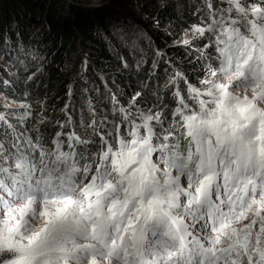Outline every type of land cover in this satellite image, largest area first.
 <instances>
[{"label": "snow or ice", "instance_id": "obj_1", "mask_svg": "<svg viewBox=\"0 0 264 264\" xmlns=\"http://www.w3.org/2000/svg\"><path fill=\"white\" fill-rule=\"evenodd\" d=\"M197 13L179 41H207L195 82L130 29L135 71L159 79L166 66L155 102L133 88L110 111L87 101L77 122L72 83L50 134L45 102L33 125L27 99L44 65L22 97L0 81V264H264V0H202ZM87 68L85 53V85Z\"/></svg>", "mask_w": 264, "mask_h": 264}, {"label": "trees", "instance_id": "obj_2", "mask_svg": "<svg viewBox=\"0 0 264 264\" xmlns=\"http://www.w3.org/2000/svg\"><path fill=\"white\" fill-rule=\"evenodd\" d=\"M65 1L2 0L3 11L0 17V40L2 44L9 40L13 43L20 42L24 46V50L17 55L18 61L25 64V67L36 70L33 65H37L40 58L44 60L43 83L41 87L34 88V86V89L30 90L31 95L28 101L33 105H37L38 100L45 102L49 122L41 130L49 131L50 134L55 130L53 125L56 120L63 119L60 110L69 100L67 95L69 84L75 83L76 90L79 93L82 88L91 89L92 86L97 89L100 88L99 91L87 94L81 92L79 95V98L81 97L80 102L84 103L92 100L97 109L108 111L111 110L109 105H112L109 97L113 94L122 103H125V99L128 97L127 93L130 92L127 89L122 90L123 95L121 97L119 87L123 86L126 81H129V90L133 88L142 90L145 96L148 94L147 97L153 102L155 101L151 96L152 91L157 87H163L166 78L160 76L162 70L166 67L163 64L162 70L160 68L158 71L160 78L151 80L143 72L131 71L132 76H137L135 79L128 75L129 70L122 69L121 62L117 57V53L120 55L123 51L122 48H119L117 53L112 52L117 48L118 42L112 35L110 20L121 21L125 27H128L131 24L124 14H129L132 22L139 21L144 30L152 37L155 45L165 50H168L172 38V34L166 31L168 26L176 25L184 28L192 23L200 22L199 17L195 18L193 15L195 6L190 5L191 10L188 9L186 14L182 12V16L178 11H173L169 5L174 3L175 0H91V6L81 2V0H71L72 3L69 4L68 8H72V15L68 17L63 14ZM108 1L110 6L97 7L96 10V7H93ZM176 2H179L182 7L187 6L188 3L193 4L191 3L192 0H177ZM142 19L143 21H141ZM156 21H158V25H156ZM206 42H197L194 48L190 49L180 47L176 52L169 54L173 57L176 55L177 66L187 72L193 82H195V76L192 75L193 67L199 66L196 49L198 44L202 47V43ZM77 44H80L82 49L88 52L87 56L90 60L87 76L91 79L89 78L90 84L87 85L79 78L74 80L79 70L76 69V63L71 60L70 54L76 50ZM32 49L36 51V59L28 55ZM150 50L149 52L152 53V50ZM121 55L127 59L129 64L134 63L133 55L129 51H125ZM16 70L23 73L18 68ZM99 73L110 81L112 90L111 93H107L101 102L97 103L100 100L99 96L96 97L97 93L100 94L106 91L102 88ZM8 78L11 79L12 76H8ZM141 79L146 81L144 86L139 84ZM18 88L23 91L25 87L18 85ZM79 98L78 95H75L71 101L74 106L71 112L77 122L80 120L81 111L85 110H79L80 107L76 105ZM165 103L172 106L173 101L166 98ZM84 113L86 112L84 111ZM85 119H87L86 114ZM76 130L81 132L79 127ZM95 139L98 142V138Z\"/></svg>", "mask_w": 264, "mask_h": 264}, {"label": "rangeland", "instance_id": "obj_3", "mask_svg": "<svg viewBox=\"0 0 264 264\" xmlns=\"http://www.w3.org/2000/svg\"><path fill=\"white\" fill-rule=\"evenodd\" d=\"M65 1V0H64ZM177 0H175L174 3H171L170 8L177 12L180 13V15L182 16V12H184L186 14L187 10H191V6H195V8L193 9L194 12L196 11V7L202 3V0H192L191 3L193 4H189L187 6H181L179 5V2H176ZM81 2L83 3H86V4H91V0H81ZM218 2V0H217ZM72 1L71 0H66L65 1V11H64V15H66V17L68 16H71L72 15V11L71 9L72 8H68V6H70L69 4H71ZM191 5V6H190ZM91 6V5H90ZM104 7V6H110L109 5V1L104 3V4H101V5H98V6H93V7H96V9H98L97 7ZM158 6V5H157ZM116 10V9H115ZM2 11H3V7H2V0H0V17H1V14H2ZM188 14V13H187ZM125 15V18L128 19L130 21V24L131 26H128V27H125L123 25V23L121 21H118L115 19L114 20H110V24L112 25V35L116 38L117 42H118V46L116 49L112 50V52H118L119 48H122V52H125V51H129L130 50L125 46V41L128 40V39H132V35H131V32H130V29L133 28V27H136L138 26L139 28L143 29L144 30V27L142 26V24L139 22V21H134L132 22V18L130 17L129 14H124ZM195 18H198L199 17V14L197 13L196 15H194ZM143 21V19L141 20ZM133 24V25H132ZM122 29V31H121ZM167 33L169 34H172V38H171V44L168 48V50H165V49H162L168 57H173V56H170L169 54H171L172 52H176L180 47H186L188 49L190 48H194V46L197 44V42H200V41H195V40H192L190 41V44L189 45H183L182 43H180L179 41H181L182 39H184L185 37L183 36L182 34V28L179 27V26H176V25H171V26H168L167 29H166ZM174 41H176V43H174ZM206 41V40H205ZM143 46V45H141ZM22 50H24V46L21 45V43H13V41H7L6 43H3L1 42L0 40V81H2L3 79H9L8 76H9V73H13L15 75H12V78L10 80H13V81H16L17 83V86H21V87H25L24 85V81L27 79V77L29 75H31L35 70L34 69H30L28 67H25V64H23L21 61H18V58H17V55L20 54L22 52ZM150 48H145V51L147 53V56L149 58V63L144 65L143 67L146 69L150 63H151V57L153 55V53H150L149 52ZM152 50V49H151ZM150 50V51H151ZM32 53H36L35 49H32V51L29 52L28 55H31V57H33ZM85 53L87 54L88 52L84 49H82V46L80 44H77L76 46V50L70 54V58L72 61H74L76 63V69H78L79 71L77 72V75L74 77V80L78 79V73L81 71V62L82 60L84 59V56H85ZM131 53V52H130ZM150 53V54H149ZM120 54V55H121ZM176 55H174L173 58H175ZM87 59H88V56H87ZM44 60L42 59H39V61L37 62L38 64L36 65H33V67H36L37 66H40L41 64L44 65ZM189 63V62H188ZM89 66H90V60L88 59V68H87V71L89 70ZM132 72H136L135 71V65L134 63H132ZM195 67V66H194ZM193 67V68H194ZM20 69L21 72L23 73H20L19 71H17L16 69ZM162 70V64L161 66L159 67L158 71ZM7 69V70H6ZM16 70V71H15ZM171 69H169L170 71ZM44 71V70H43ZM87 71L84 73V77L85 79H87L89 81V78L87 76ZM130 72V71H129ZM128 72V75H131L132 73ZM161 73V72H160ZM101 77V83L103 85L102 88H104V91H105V85H107V93H111V84H110V81H108V79H106L102 74L99 73V75ZM132 76V75H131ZM160 76H164V69L162 70V73L160 74ZM103 77V79H102ZM136 79L137 76H132ZM165 78V77H164ZM91 79V78H90ZM166 79V78H165ZM43 80H44V77L41 76V82L39 84H32L31 85V88L30 90L34 89V88H37V87H41L42 83H43ZM114 81V79H113ZM31 83V82H29ZM125 84H123V86H120L119 89L121 90L120 94H121V97L123 95V91L124 89H127L129 92L132 91L128 89V84H129V81H126L124 82ZM90 84V83H88ZM35 86V87H34ZM34 87V88H33ZM94 87V86H92ZM99 87V86H98ZM83 89V88H82ZM100 89V88H99ZM3 85L2 83H0V91H3ZM83 92L81 91L80 89V93ZM79 91L76 90V94L75 95H78V98H79V95H80ZM89 92H84L83 94H87ZM103 93V92H101ZM22 94H23V91H21L20 93V96L22 97ZM9 95L11 97V93L9 92ZM83 96V95H82ZM100 97V94L97 93L96 97ZM146 96H148V94H146ZM19 98V97H18ZM30 96L27 98L29 99ZM128 97L125 99V102L127 101ZM81 101V97L79 98V102L76 104L80 107L79 110H82V109H85L83 111H85L86 115H87V103L84 102H80ZM92 101V100H91ZM30 103V102H29ZM0 104H2V101H0ZM112 105L110 104L109 107H111ZM31 108H32V117H31V123L34 125L35 122H36V113L40 110V104L38 103L37 105H33L31 104ZM36 108V109H35ZM3 109L0 108V111H2ZM45 115L47 116L46 112H45ZM1 126V125H0ZM54 126V125H53ZM55 131V130H54ZM77 131V130H76ZM47 133H49V131H46ZM79 133V131H77ZM98 138V137H97Z\"/></svg>", "mask_w": 264, "mask_h": 264}]
</instances>
